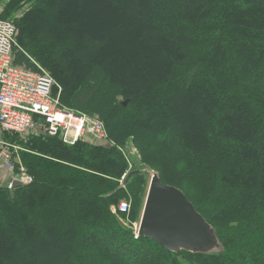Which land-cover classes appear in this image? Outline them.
I'll list each match as a JSON object with an SVG mask.
<instances>
[{
	"label": "trees",
	"instance_id": "16d2710c",
	"mask_svg": "<svg viewBox=\"0 0 264 264\" xmlns=\"http://www.w3.org/2000/svg\"><path fill=\"white\" fill-rule=\"evenodd\" d=\"M100 10L114 25L89 21ZM0 19L17 29L13 63L42 66L60 107L116 143L5 134L32 182L0 187V264H264V0H0ZM88 38L100 59L76 55ZM148 170L183 192L217 252L174 254L124 224Z\"/></svg>",
	"mask_w": 264,
	"mask_h": 264
},
{
	"label": "built area",
	"instance_id": "2783aa9c",
	"mask_svg": "<svg viewBox=\"0 0 264 264\" xmlns=\"http://www.w3.org/2000/svg\"><path fill=\"white\" fill-rule=\"evenodd\" d=\"M16 36L15 25L0 19V166L7 174L18 173L11 177L8 189L13 188L15 181L27 185L32 177L21 166L15 168L14 153L24 149L5 139V134L23 139L33 134L58 136L68 145L84 140L85 136L95 143H108L105 126L97 117L60 107L59 98L53 96L55 83L49 73L35 62V69L13 63ZM125 177L126 174L122 179ZM129 211L128 202L119 204V213ZM132 229L138 236L139 223H133Z\"/></svg>",
	"mask_w": 264,
	"mask_h": 264
},
{
	"label": "water",
	"instance_id": "95a60500",
	"mask_svg": "<svg viewBox=\"0 0 264 264\" xmlns=\"http://www.w3.org/2000/svg\"><path fill=\"white\" fill-rule=\"evenodd\" d=\"M21 186L19 181L13 183V188ZM138 235L174 254H210L221 248L214 230L183 192L163 184L156 173L150 177Z\"/></svg>",
	"mask_w": 264,
	"mask_h": 264
},
{
	"label": "rangeland",
	"instance_id": "374dc122",
	"mask_svg": "<svg viewBox=\"0 0 264 264\" xmlns=\"http://www.w3.org/2000/svg\"><path fill=\"white\" fill-rule=\"evenodd\" d=\"M25 11V9H23V10H21V11H19V12H17L15 15H14V19H15V17L17 18V17H19V16H21V14H23V12ZM88 19V18H87ZM113 20H114V18L113 19H111L109 16H108V14L106 13V11L105 10H100V11H98L96 14H94L93 16H91V18L89 19V21L94 25V26H100V27H105L106 28V26L107 25H109L111 22H113ZM115 21V20H114ZM11 22V21H10ZM116 23V22H115ZM112 25H114V22H113V24ZM76 30H80V29H76ZM79 31H76V33H78ZM86 39V38H85ZM87 41V40H86ZM16 44H17V41H16ZM87 47H91L90 48V50H89V52L88 53H86V54H80V53H78V54H76V55H78L77 57L79 58V59H81V60H88V59H90V58H101V56H100V52L102 51L101 49H103V48H105V47H107V46H101V45H103V42L101 41V40H96V39H89L88 38V41H87ZM16 48H19L18 47V45H17V47ZM133 47H130V49H131V52L133 51V49H132ZM98 50V51H97ZM112 51H110V52H108V53H114L115 51H116V48L114 47L113 49H111ZM98 53H97V52ZM106 51H107V49H106ZM95 54V56H92V55H94ZM128 55V54H127ZM128 57H129V55H128ZM129 59V58H128ZM106 63L107 62H104L103 63V65H105L106 66ZM37 64V63H36ZM40 66V65H39ZM41 68H42V66H40ZM107 67H108V65H107ZM109 68L110 69H113V67H111V66H109L108 67V70H109ZM43 70H45L44 68H42ZM47 73H49L47 70H45ZM54 83H55V81H54ZM54 91H55V94H56V97H60V94H61V92H62V88H61V86H59L58 84H56L55 83V89H54ZM30 137H33V135H29V136H27L26 138H20V137H18V138H16V139H18V140H21V141H25V140H27V139H29ZM84 140L86 141V142H88L89 144H98V145H102V146H107L106 144L107 143H104V142H98V143H95L94 141H93V139L92 138H90V137H88V136H85L84 137ZM108 142H111L113 145L114 144H116L114 141H112L111 139H109L108 138ZM14 144L16 145V146H19L20 144H18V143H16V142H14ZM109 145V144H108ZM21 146V145H20ZM122 146H126V149H127V152H128V157H129V159H130V165L128 166V167H134V166H136V164H137V162H138V160H140V155H139V153L136 151V149L135 148H133L132 146H134V144H133V141L131 140V139H127L126 141H125V143L122 145ZM14 156H15V158H16V165H15V168H17V166H22L21 165V156H20V152H17L16 154L14 153ZM0 172H1V176H2V174L3 173H5V175H8V176H10V177H14V176H16L18 173H12V174H7V172H5V170L0 166ZM152 173H154L153 171H150V170H148V183H147V185L149 186V182H150V177H151V174ZM5 187L6 186V184L4 183V181L3 182H1L0 181V187ZM148 186H147V190H148ZM147 190H146V194H147ZM126 202H128L129 204H131V201H126ZM143 205H144V202H143ZM139 221H140V218H139V220H138V222L136 221V222H133V223H139ZM133 223H129L128 221H125L124 222V224L126 225V226H131L132 227V224Z\"/></svg>",
	"mask_w": 264,
	"mask_h": 264
},
{
	"label": "crops",
	"instance_id": "0c3cea01",
	"mask_svg": "<svg viewBox=\"0 0 264 264\" xmlns=\"http://www.w3.org/2000/svg\"><path fill=\"white\" fill-rule=\"evenodd\" d=\"M11 177L8 175H5V173L2 174L1 176V172H0V181L3 182L7 185L10 181Z\"/></svg>",
	"mask_w": 264,
	"mask_h": 264
},
{
	"label": "bare ground",
	"instance_id": "6f19581e",
	"mask_svg": "<svg viewBox=\"0 0 264 264\" xmlns=\"http://www.w3.org/2000/svg\"><path fill=\"white\" fill-rule=\"evenodd\" d=\"M102 231V230H101Z\"/></svg>",
	"mask_w": 264,
	"mask_h": 264
}]
</instances>
